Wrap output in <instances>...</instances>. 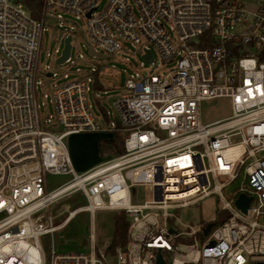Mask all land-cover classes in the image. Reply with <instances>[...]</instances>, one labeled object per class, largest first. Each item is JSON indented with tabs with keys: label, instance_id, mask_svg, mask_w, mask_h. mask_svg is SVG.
I'll return each instance as SVG.
<instances>
[{
	"label": "built area",
	"instance_id": "built-area-1",
	"mask_svg": "<svg viewBox=\"0 0 264 264\" xmlns=\"http://www.w3.org/2000/svg\"><path fill=\"white\" fill-rule=\"evenodd\" d=\"M101 1L41 0L33 16L21 1L0 0V264H104L93 240L84 251L56 250L53 233L77 209L55 224L48 208L75 194L90 215L126 213V243L112 264H153L158 251L166 264H264V0ZM58 10L84 23L88 52L106 57L72 58L76 28L65 29L63 63L75 77L63 73L52 89L54 115L41 119L37 87L57 75L38 78L41 34L50 21H70ZM118 37L151 68L126 74L112 111L97 117L88 91L102 87V60L124 50ZM212 100H227L230 115L204 123L202 103ZM83 132L118 135L121 148L78 172L66 139ZM48 174L68 179L48 189ZM135 187L151 199L133 202ZM240 194L250 197L245 212ZM209 196L225 220L206 234V222L181 229L175 211Z\"/></svg>",
	"mask_w": 264,
	"mask_h": 264
},
{
	"label": "rangeland",
	"instance_id": "rangeland-1",
	"mask_svg": "<svg viewBox=\"0 0 264 264\" xmlns=\"http://www.w3.org/2000/svg\"><path fill=\"white\" fill-rule=\"evenodd\" d=\"M103 3L104 0L101 1V5ZM56 12H60L65 19L70 21L60 27L58 26L59 21H50L45 25V29L41 34V47L38 52V78H44L45 72L50 69L57 74L45 80L44 85H38L37 87L38 114L41 119L46 118L48 114L54 115L52 89L55 85H59L67 80L63 77V73H68V79L75 77V66L68 65L67 63L57 64L55 59L58 53H54V49L58 48L60 50L62 48L64 37L67 34L65 29H68L70 26L76 28L77 37L72 42V58L82 53L86 58H78L80 61H85L89 64L93 62L97 63V58L89 56L87 42L80 29L84 27V23L73 15L61 10ZM48 13L55 14L51 10ZM118 41L124 50L117 51L114 56L108 57L101 62L102 66L107 68V71L100 70L98 74V81L102 87L94 91H88V99L92 104V111L97 117L102 116L103 110L112 111L110 99L124 93L123 83L126 74L136 71L140 75H146L151 68V66H148L142 60L141 56L137 53V47L131 41L120 37H118ZM154 56L156 63L159 65V70L164 71L165 65L160 64L158 56ZM76 66L83 67V64L78 63ZM43 94H46L45 97ZM201 112L202 121L206 123L224 118L230 115L231 111L227 100H212L202 103ZM109 119L112 120L111 116ZM114 136H116L115 142L112 141L111 144H105L101 147L104 139L109 138L106 133H79L70 135L66 139V142L76 170L78 172L82 171L92 164L101 162L107 157L117 154L119 152L117 151V144H120L121 138L118 135ZM99 146L102 150L101 152ZM120 148L121 145L119 146V150ZM67 179L68 176L48 174L46 176L47 187L48 189H53ZM131 197L133 202L141 203L144 200L151 199V192L147 188L135 187L131 190ZM81 201L82 195L75 194L56 201L48 208L50 214L56 215L55 224H61L69 215V212L77 209L70 219L53 233L56 250L83 249L84 251L88 249L93 240L95 249L102 251L104 254L102 262L104 264H112L114 262V255L111 252H107L106 247L110 244L113 234V217L120 214L121 211L101 210L90 215L82 210H78ZM219 205L216 196H209L194 205L177 209L175 211L178 218L177 222L182 225L181 229H185L186 225L196 228L202 222L211 221ZM65 240L68 242L67 245L64 244Z\"/></svg>",
	"mask_w": 264,
	"mask_h": 264
},
{
	"label": "trees",
	"instance_id": "trees-1",
	"mask_svg": "<svg viewBox=\"0 0 264 264\" xmlns=\"http://www.w3.org/2000/svg\"><path fill=\"white\" fill-rule=\"evenodd\" d=\"M17 1H21L25 6H27L31 12L33 16H37L38 12L40 11L42 2L41 0H17ZM116 136H113L112 138L109 139H105L104 143L101 145V147H103L105 144H109L112 143V141L115 142ZM119 146L117 144V151H119ZM101 148H100V152H101ZM83 200L79 203L81 205H83ZM226 218V213L223 211H219L216 210L215 215L213 220L210 221L211 226L215 227L219 224H221ZM209 223V222H206ZM127 227H128V219H127V215L124 211H121L120 214L114 215L113 217V234H112V238H111V242L110 244L106 247V251L107 252H111L115 253V249L118 246H124L126 243V234H127ZM164 259L167 260L166 254L163 253Z\"/></svg>",
	"mask_w": 264,
	"mask_h": 264
},
{
	"label": "water",
	"instance_id": "water-1",
	"mask_svg": "<svg viewBox=\"0 0 264 264\" xmlns=\"http://www.w3.org/2000/svg\"><path fill=\"white\" fill-rule=\"evenodd\" d=\"M70 39H71V37L69 35L64 38L63 46H62L60 55L56 58L57 64L63 63L64 60L68 57L69 51H70ZM89 53L92 55H96L99 58H105L106 57L104 54L94 52L92 47L89 48ZM143 58L147 62L151 61L152 57H151L150 51H145V54H143ZM249 201H250L249 196H247L245 194H240L238 196V198L236 199L235 203L241 209L242 212H245L246 208L248 207ZM210 227H211V223H208L205 226V228L203 229V234H206L208 232V230L210 229ZM172 231L173 230L170 229V232H172ZM153 264H166L165 259H164L163 255L161 254V252L158 251L156 253L155 261L153 262ZM253 264H259V263H253Z\"/></svg>",
	"mask_w": 264,
	"mask_h": 264
},
{
	"label": "crops",
	"instance_id": "crops-1",
	"mask_svg": "<svg viewBox=\"0 0 264 264\" xmlns=\"http://www.w3.org/2000/svg\"><path fill=\"white\" fill-rule=\"evenodd\" d=\"M83 133H106V132H83ZM79 134V133H78ZM106 134H108V136H109V138H112L114 135H112L111 133H106ZM73 135H75V134H73ZM108 138V139H109ZM105 140V139H104ZM109 144H111V143H109ZM99 149H100V146H99ZM69 151H70V149H69ZM70 155H71V152H70ZM71 158H72V156H71ZM72 161H73V159H72ZM99 163V162H98ZM97 163H95V164H92L91 166H89V167H87V168H84L83 170H86V169H88V168H90V167H92V166H94V165H96ZM73 165H74V167H75V164H74V161H73ZM75 169H76V167H75ZM82 170V171H83Z\"/></svg>",
	"mask_w": 264,
	"mask_h": 264
}]
</instances>
